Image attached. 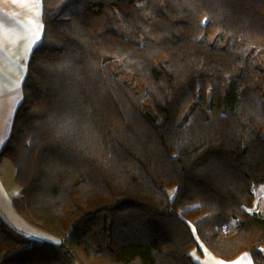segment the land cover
Returning a JSON list of instances; mask_svg holds the SVG:
<instances>
[{
  "label": "trees",
  "instance_id": "trees-1",
  "mask_svg": "<svg viewBox=\"0 0 264 264\" xmlns=\"http://www.w3.org/2000/svg\"><path fill=\"white\" fill-rule=\"evenodd\" d=\"M42 2L0 264H264V0Z\"/></svg>",
  "mask_w": 264,
  "mask_h": 264
},
{
  "label": "crops",
  "instance_id": "crops-1",
  "mask_svg": "<svg viewBox=\"0 0 264 264\" xmlns=\"http://www.w3.org/2000/svg\"><path fill=\"white\" fill-rule=\"evenodd\" d=\"M42 0H0V151L9 139L14 118L23 100V82L28 61L43 38ZM10 174V178L8 175ZM16 168L11 160L0 162V216L14 229L31 239L60 243V238L27 222L15 209L13 199L20 187L15 182ZM16 183V182H15ZM262 203L254 202L250 211L264 216ZM191 252L199 264H255L251 252L244 251L232 260L215 256L203 244Z\"/></svg>",
  "mask_w": 264,
  "mask_h": 264
},
{
  "label": "rangeland",
  "instance_id": "rangeland-1",
  "mask_svg": "<svg viewBox=\"0 0 264 264\" xmlns=\"http://www.w3.org/2000/svg\"><path fill=\"white\" fill-rule=\"evenodd\" d=\"M9 176H10V174L8 175V178H10ZM10 179H11V178H10ZM15 182H16V181H15ZM15 182H14V180H13V182L10 181L9 183H10V184L12 183V184L18 186V184L15 183ZM12 184H11V186H12ZM253 192H254V194H255V202H256V205L259 206V203H260V204L262 203L263 205H262L261 208L264 209V183H262V184H260V185H256V186H254V187H253ZM169 193H170V195H173V194H174V189L170 190Z\"/></svg>",
  "mask_w": 264,
  "mask_h": 264
}]
</instances>
